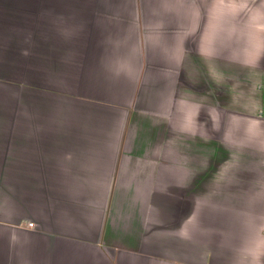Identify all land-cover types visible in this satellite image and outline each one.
Returning a JSON list of instances; mask_svg holds the SVG:
<instances>
[{"label":"crops","instance_id":"0c3cea01","mask_svg":"<svg viewBox=\"0 0 264 264\" xmlns=\"http://www.w3.org/2000/svg\"><path fill=\"white\" fill-rule=\"evenodd\" d=\"M0 264H264V0H0Z\"/></svg>","mask_w":264,"mask_h":264},{"label":"built area","instance_id":"2783aa9c","mask_svg":"<svg viewBox=\"0 0 264 264\" xmlns=\"http://www.w3.org/2000/svg\"><path fill=\"white\" fill-rule=\"evenodd\" d=\"M29 226H31L32 227V225L30 224Z\"/></svg>","mask_w":264,"mask_h":264}]
</instances>
